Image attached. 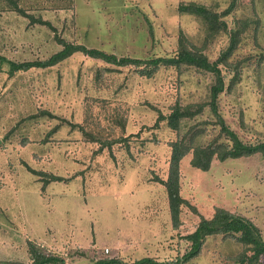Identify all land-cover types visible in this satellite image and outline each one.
I'll return each mask as SVG.
<instances>
[{
    "label": "rangeland",
    "instance_id": "obj_1",
    "mask_svg": "<svg viewBox=\"0 0 264 264\" xmlns=\"http://www.w3.org/2000/svg\"><path fill=\"white\" fill-rule=\"evenodd\" d=\"M190 3L217 14L220 32L179 10ZM237 33L220 68L227 88L236 72L239 80L219 96V113L241 140L257 144L264 141V0H0V54L15 62L48 59L62 49L58 39L144 60L185 47L216 62ZM144 67L76 53L13 78L8 67L0 72V264L30 263V242L65 264L172 260L188 249L183 237L220 208L253 221L264 238L262 155L214 160L208 172L187 155L180 165L185 204L174 228L162 183L171 145L190 144L200 132L194 147H206L219 127L209 107L178 131L167 119L177 105L208 103L215 77L164 65L148 77ZM52 175L62 181L45 183ZM243 251L233 238L212 236L188 264H238Z\"/></svg>",
    "mask_w": 264,
    "mask_h": 264
},
{
    "label": "trees",
    "instance_id": "obj_2",
    "mask_svg": "<svg viewBox=\"0 0 264 264\" xmlns=\"http://www.w3.org/2000/svg\"><path fill=\"white\" fill-rule=\"evenodd\" d=\"M15 7L16 9H20L18 6ZM232 8L233 6L228 9L226 14H229ZM179 10L183 13H190L202 17L207 21L210 32L213 34L220 32L221 25H218L219 19L217 18V14L212 13L204 6L190 3L181 5ZM18 11L22 16L28 17L25 11L21 9ZM31 19L34 22L52 27L49 22L43 21L42 19L36 20L33 17H31ZM222 25L225 27L224 23H222ZM238 35V33L233 35L229 49L224 52L216 62H210L199 50L193 51L185 47H181L177 54L172 57H158L144 60L130 57L119 58L114 54H108L99 49L88 48L84 45L68 43L65 40L58 39L62 49L46 60L15 62L0 54V72L4 71V67H8L7 75L9 78H13L16 74L27 72L31 69H47L54 67L72 57L74 54L82 53L92 59L101 60L106 64L117 67L135 66L141 68L145 66L142 73L148 77H151L155 69L159 68L161 65L176 67L177 69L182 66L195 67L213 74L215 77V84L211 87L210 101L208 103L188 106L186 108H181L177 105L167 119L168 126L172 130L178 131L183 119L193 118L201 114L206 107H209L217 118L215 123L219 127V136L217 140L215 139V141L211 142L206 147H194V139L200 132L192 136L190 144L175 142L171 145L172 155L170 160V171L167 181L162 183L167 191L172 223L174 228L177 229L181 223L182 206L185 204L180 190V165L181 161L187 155H192L191 165L204 172H208L211 169L214 160L225 162L229 159L248 158L255 155L264 156V141L257 144H248L244 142L239 135L228 126L225 119L219 113V96L226 90H231L237 80H239V76L236 72L229 88H227L225 78L220 68V66L228 65V59L236 49ZM235 71H237V67H235ZM161 117L163 119V116ZM219 137L224 138L225 141L218 144L217 141ZM30 172L43 177L47 176L44 172H37L35 170H30ZM50 181H62V178L52 175L45 183H49ZM218 235L225 238H233L243 245L244 251L236 260L238 264H259L261 258L264 256V238L255 223L245 217L220 208L216 210L211 219L202 218L195 231L183 237V240L186 241L189 246L182 256L166 261H158L154 258L145 257L132 263L125 262L120 258H105L97 260L93 264H188L200 256L203 245L209 237ZM29 254L31 258L30 263L6 264H65L63 258L52 254H45L31 242L29 243Z\"/></svg>",
    "mask_w": 264,
    "mask_h": 264
}]
</instances>
